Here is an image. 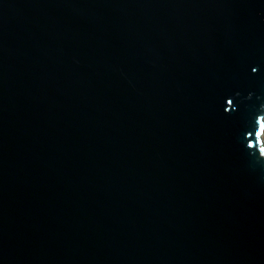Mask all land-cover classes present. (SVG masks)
Masks as SVG:
<instances>
[{
  "label": "water",
  "instance_id": "95a60500",
  "mask_svg": "<svg viewBox=\"0 0 264 264\" xmlns=\"http://www.w3.org/2000/svg\"><path fill=\"white\" fill-rule=\"evenodd\" d=\"M264 0H0V264H264Z\"/></svg>",
  "mask_w": 264,
  "mask_h": 264
},
{
  "label": "bare ground",
  "instance_id": "6f19581e",
  "mask_svg": "<svg viewBox=\"0 0 264 264\" xmlns=\"http://www.w3.org/2000/svg\"><path fill=\"white\" fill-rule=\"evenodd\" d=\"M263 139H264V137H263Z\"/></svg>",
  "mask_w": 264,
  "mask_h": 264
}]
</instances>
